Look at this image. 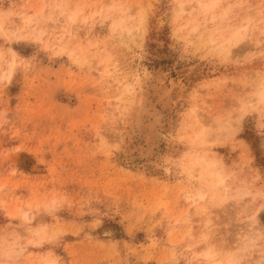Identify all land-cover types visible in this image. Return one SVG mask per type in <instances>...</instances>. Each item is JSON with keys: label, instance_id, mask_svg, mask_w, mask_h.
<instances>
[{"label": "rangeland", "instance_id": "374dc122", "mask_svg": "<svg viewBox=\"0 0 264 264\" xmlns=\"http://www.w3.org/2000/svg\"><path fill=\"white\" fill-rule=\"evenodd\" d=\"M0 264H264V0H0Z\"/></svg>", "mask_w": 264, "mask_h": 264}, {"label": "bare ground", "instance_id": "6f19581e", "mask_svg": "<svg viewBox=\"0 0 264 264\" xmlns=\"http://www.w3.org/2000/svg\"><path fill=\"white\" fill-rule=\"evenodd\" d=\"M149 78V77H148ZM154 83V82H153ZM161 84V83H160ZM160 84L158 85V86H160ZM145 85V84H144ZM149 87V86H148ZM137 88H139V89H137V90H140V92L141 91H143L144 89H142L143 88V83L141 82V80L139 79V81H138V85H137ZM144 88H146V87H144ZM162 88V87H161ZM172 88V87H171ZM142 89V90H141ZM158 89H159V87H158ZM156 90V91H158L159 92V94L161 95L160 96V99L161 100H166L165 101V106L167 105L168 106V104H170V101H171V97H170V95L171 94H169V92L168 91H170V88L168 89V91L167 90H165L164 88H162L160 91L159 90ZM150 91V90H149ZM130 92H131V90H130ZM139 92V91H138ZM171 92V91H170ZM137 93V92H136ZM158 94V95H159ZM176 94V93H175ZM135 95H137V94H135ZM134 95V96H135ZM139 95V94H138ZM146 93H140V96H142V97H138L137 99H133V102H136V103H139V104H137V106L135 105V104H133L131 101H132V99H130V103H131V105L130 104H128V110H130V106H132V105H135V107L136 108H134V110L133 111H131L133 108H131V110H130V112L128 111V110H126V109H124V108H121V109H124V110H126L127 112H129V114L132 112V114H128L127 115V117H131V119H130V121H131V132H135V133H137V134H139L140 136H143V137H145V144H147V143H154V140L156 139V137H157V135L158 136H160L159 138H162V134L160 133V134H158V129L156 128V127H158L157 125L158 124H160L161 125V123H162V121L164 120L163 118H164V114H163V112L162 111H159V110H157V109H154L155 108V106L153 107V105H151V103L152 102H148V99L146 98ZM133 96V97H134ZM135 97H137V96H135ZM180 97V96H179ZM159 99V98H158ZM135 100V101H134ZM139 101V102H138ZM160 101V100H159ZM164 102V101H163ZM172 102H174V101H172ZM164 104V103H163ZM162 106H164V105H162ZM165 108V107H164ZM124 113H125V111H123ZM126 112V113H127ZM123 115V114H122ZM126 116V114L125 115H123V117H125ZM167 118H168V116H167ZM129 121V122H130ZM164 122V121H163ZM127 125V124H126ZM129 125H130V123H129ZM129 131V130H128ZM159 131H160V129H159ZM129 133V132H128ZM127 134V133H126ZM129 135V134H128ZM150 145V144H149ZM154 145V144H153ZM152 147V146H151ZM151 147H149L148 149H147V155L149 154H152V148ZM139 148H141V147H139ZM140 150V149H139ZM141 151V150H140ZM134 152V151H133ZM133 152H131V154L129 155L130 157H131V160H136V157L134 156V153ZM143 155V154H142ZM146 155V156H147ZM141 157V156H140ZM129 158V157H128ZM138 159V158H137ZM161 160V159H160ZM207 164V163H206ZM210 164H212V165H214L213 163H210ZM156 167V166H155ZM209 167H210V165H209ZM223 182V181H222ZM255 221V220H254Z\"/></svg>", "mask_w": 264, "mask_h": 264}]
</instances>
